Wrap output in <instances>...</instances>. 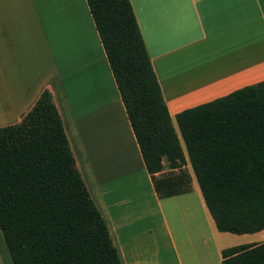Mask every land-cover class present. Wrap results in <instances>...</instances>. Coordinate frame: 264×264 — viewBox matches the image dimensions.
<instances>
[{
	"label": "crops",
	"instance_id": "0c3cea01",
	"mask_svg": "<svg viewBox=\"0 0 264 264\" xmlns=\"http://www.w3.org/2000/svg\"><path fill=\"white\" fill-rule=\"evenodd\" d=\"M130 1L177 131L182 110L264 80V0ZM46 88L123 264H222L223 248L264 242L217 229L182 138L186 164L155 174L182 192L158 194L87 0H0V127Z\"/></svg>",
	"mask_w": 264,
	"mask_h": 264
},
{
	"label": "trees",
	"instance_id": "16d2710c",
	"mask_svg": "<svg viewBox=\"0 0 264 264\" xmlns=\"http://www.w3.org/2000/svg\"><path fill=\"white\" fill-rule=\"evenodd\" d=\"M87 1L158 194L182 192V177H155L186 164L182 138L217 229L263 230L264 80L182 110L177 131L131 1ZM0 229L12 264H123L48 88L0 127ZM221 253L222 264H264V242Z\"/></svg>",
	"mask_w": 264,
	"mask_h": 264
},
{
	"label": "rangeland",
	"instance_id": "374dc122",
	"mask_svg": "<svg viewBox=\"0 0 264 264\" xmlns=\"http://www.w3.org/2000/svg\"><path fill=\"white\" fill-rule=\"evenodd\" d=\"M122 196L123 197L126 196V193H122ZM171 221H172V219H171ZM147 222L148 223L156 224V228H157L159 234L163 233V231H164V229H163V223H162V220H161V218H159V215L157 213L154 214V216H151L149 218L146 217V223ZM186 227H187V228H185V230H186L185 231L186 237L189 238L191 235L194 236V234H192L191 233V230H190V229H192V225L191 224H187ZM0 243H1L0 244V264H12L11 257H10L9 251H8V249L6 247V244L4 242L3 234H2L1 229H0ZM206 247L203 248L201 243L194 246V248L195 249H198V250L199 249L200 250H206L207 249ZM208 258H210V259L213 260V255L211 254Z\"/></svg>",
	"mask_w": 264,
	"mask_h": 264
}]
</instances>
